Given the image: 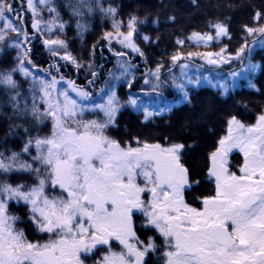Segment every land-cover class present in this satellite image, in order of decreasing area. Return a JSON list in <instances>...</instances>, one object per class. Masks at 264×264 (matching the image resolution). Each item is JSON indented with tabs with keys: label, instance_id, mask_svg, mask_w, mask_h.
<instances>
[{
	"label": "snow or ice",
	"instance_id": "obj_1",
	"mask_svg": "<svg viewBox=\"0 0 264 264\" xmlns=\"http://www.w3.org/2000/svg\"><path fill=\"white\" fill-rule=\"evenodd\" d=\"M69 7L81 37L89 27L85 17L111 22L99 55L107 48L116 61L112 69L96 63V44L88 62L73 53L62 38L70 22L57 0H0V53L16 52L13 66L0 70V88L24 121L10 125L23 133L20 150L0 152V176L17 177L0 179V264H152V256L157 264H264V109L253 113L243 105L250 120L227 118L208 155L213 191L193 202L186 194L200 181L182 162L184 144L112 135L124 111L148 123L190 103L191 89L209 86L228 96L247 82L260 92L254 77L264 62H255L254 54L264 50V9H254L242 25L235 49L225 43L234 39L229 24L210 22L209 31L177 37L167 61L151 67L138 43L152 42L139 31L146 18L122 19L103 0ZM34 41L48 54L46 68L32 59ZM186 43L219 47L185 51ZM134 57L141 58L142 72ZM226 65L236 66L218 71ZM68 67L77 79L85 70V84L62 71ZM122 86L129 89L124 98ZM167 89L179 94L176 103L167 102Z\"/></svg>",
	"mask_w": 264,
	"mask_h": 264
},
{
	"label": "trees",
	"instance_id": "obj_2",
	"mask_svg": "<svg viewBox=\"0 0 264 264\" xmlns=\"http://www.w3.org/2000/svg\"><path fill=\"white\" fill-rule=\"evenodd\" d=\"M76 0H57L61 15L64 20L69 21L66 35L62 38L68 44L75 55L82 58L84 62L90 60L92 45H97L96 63L103 64L105 70L112 69L115 65V58L104 49L103 58L99 55V48L103 46L101 35L106 30H111V22L103 19L99 14L94 17H85L83 22L88 24V30L81 37L76 30V18L72 17L70 4ZM104 6L111 4L119 9V17L127 20L129 14H135L140 19H147V23L140 26L142 35L152 37L151 43H144L138 40L140 46L148 55V66L154 67L159 60L167 61L168 56L176 50L175 40L177 37L184 39L193 31H209V23L217 21L227 22L234 37L233 41H225L230 49H235L241 42V27L245 23H250L254 9H264V0H103ZM47 18V12L44 13ZM174 17L175 19H171ZM158 20V23L156 21ZM99 41V43H98ZM219 46L210 49L188 48L185 51H218ZM15 50L7 49L0 53V70L13 66ZM264 50L257 49L254 54L255 62L262 63ZM32 59L43 67H47L48 54L41 42L33 43ZM134 63L140 66L141 72L144 64L139 57H134ZM200 63V61H197ZM233 66H224L218 71L228 72ZM69 75L73 68L62 69ZM178 72V69L176 70ZM86 75L85 70H81ZM106 75V72H105ZM140 73H137L139 76ZM15 78L22 81V77L17 73ZM90 78V77H89ZM83 81L81 85L85 84ZM254 82L261 89L257 92L250 89L246 83L241 84L228 96L220 94L219 90L204 86L199 89H191V102L181 104L174 108L172 113H165L163 116L144 123L143 115L128 109L119 118V128L112 135L118 139L128 140L130 137L139 136L142 140L149 142L159 141L161 143L174 142L185 145L182 151V162L189 169L191 176L200 181L199 186H193V191L186 194L189 202H193V197L208 194L213 191L214 185L206 179L208 155L214 150V145L220 136L224 135L226 120L232 115H238L242 119L250 120L251 117L245 112L243 105L247 106L250 112H258L264 109V70L256 73ZM26 88L27 85L25 84ZM121 93L125 95L129 89L122 86ZM133 91L139 93V89L134 86ZM167 100L175 98L174 89H167L164 93ZM12 123L21 124L24 121L13 115L11 105L7 103V97L0 88V152L9 155V150L19 151L22 146V131H10ZM10 182L17 177H3ZM194 206L196 204L194 203ZM17 214H22V210L13 209ZM159 242V241H158ZM87 264H92L91 260ZM152 264H157V257L152 256Z\"/></svg>",
	"mask_w": 264,
	"mask_h": 264
},
{
	"label": "rangeland",
	"instance_id": "obj_3",
	"mask_svg": "<svg viewBox=\"0 0 264 264\" xmlns=\"http://www.w3.org/2000/svg\"><path fill=\"white\" fill-rule=\"evenodd\" d=\"M33 43H38V41H34ZM117 47V50H118V46H116ZM259 49V48H258ZM114 58V57H113ZM104 69H105V66H104ZM205 71V75H207L208 74V71L207 70H204ZM68 75V74H67ZM103 75H105V72H103L102 73V76ZM85 74H82V73H80L79 74V78L77 79V74L75 73V71H73V72H71L70 71V73H69V75H68V77L69 78H71V79H77V83L78 84H81L83 81H85ZM243 83H246V85H247V82H241V84H243ZM240 84V85H241ZM248 86V85H247ZM209 87V86H208ZM126 89H127V87H125ZM176 92V91H175ZM119 94L121 95V97L122 98H124L125 97V95H123L122 93H121V90L119 89ZM176 97L175 98H173L172 100H167V102L168 103H176L177 102V100H178V96H179V94L176 92ZM143 98V100H144V103L145 104H148V105H151L152 104V99L150 98V97H147V96H143L142 97ZM181 104H179V103H177L176 104V107L177 106H180ZM134 111V110H133ZM165 113H167V112H165ZM116 250H119L118 249V247L116 248Z\"/></svg>",
	"mask_w": 264,
	"mask_h": 264
},
{
	"label": "flooded vegetation",
	"instance_id": "obj_4",
	"mask_svg": "<svg viewBox=\"0 0 264 264\" xmlns=\"http://www.w3.org/2000/svg\"><path fill=\"white\" fill-rule=\"evenodd\" d=\"M239 159H240L239 157H237V156L234 155V156L232 157V162H233V163H237V162L239 161Z\"/></svg>",
	"mask_w": 264,
	"mask_h": 264
}]
</instances>
